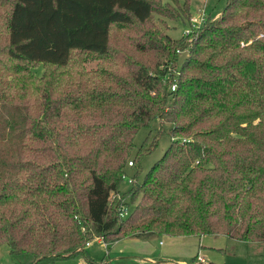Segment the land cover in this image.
<instances>
[{
    "label": "trees",
    "instance_id": "obj_1",
    "mask_svg": "<svg viewBox=\"0 0 264 264\" xmlns=\"http://www.w3.org/2000/svg\"><path fill=\"white\" fill-rule=\"evenodd\" d=\"M152 14L184 23L190 3L0 0V246L16 264H95L97 238L264 242V0H225L190 42ZM155 121L169 144L138 180L153 145L132 157L133 139Z\"/></svg>",
    "mask_w": 264,
    "mask_h": 264
},
{
    "label": "rangeland",
    "instance_id": "obj_2",
    "mask_svg": "<svg viewBox=\"0 0 264 264\" xmlns=\"http://www.w3.org/2000/svg\"><path fill=\"white\" fill-rule=\"evenodd\" d=\"M190 16L196 17L197 11L202 9L205 15L215 19L222 11L225 0H189ZM189 19V18H188ZM151 21L171 39L182 38L183 30L188 28V20L173 21L163 19L156 14H152ZM207 19H205V22ZM203 23V25L205 24ZM202 25V26H203ZM118 35V34H117ZM185 38V37H183ZM185 57L180 54L178 64ZM95 62H88L85 65L87 70L95 67ZM36 76L41 74V69L33 70ZM169 126L162 124L160 127L157 122H152L148 129H141L133 139L132 157L143 141L147 146H152L149 154L142 155L138 161L140 172L138 180L143 174L160 159L169 144V136L166 134ZM133 161L128 159V161ZM136 165L125 169L128 177L134 175ZM123 183V182H122ZM120 184V189L125 190L128 183ZM138 201V196L133 200L132 205ZM124 206L128 211L131 206ZM127 215V214H126ZM127 240V238L111 245L105 249L100 239H94L84 246L87 257L95 264L106 261V264H192L193 257L197 254L202 256L204 261L213 264H264V242L263 243H244L229 239L222 235L201 237H166L153 236L147 240ZM19 258L9 254L8 245L0 246V264H16ZM37 264H87L84 257L78 256L66 260H57L53 263L46 261Z\"/></svg>",
    "mask_w": 264,
    "mask_h": 264
},
{
    "label": "built area",
    "instance_id": "obj_3",
    "mask_svg": "<svg viewBox=\"0 0 264 264\" xmlns=\"http://www.w3.org/2000/svg\"><path fill=\"white\" fill-rule=\"evenodd\" d=\"M197 12L198 13H197L196 17H193V18L189 17V19H188V28L183 30V32H182V37H185L187 42L192 41L196 37V33L200 30V28L202 27L203 23L205 22L206 15H205L204 11L202 9H200ZM174 81H175V79L172 78L171 79L172 83L169 86V90L170 91H174V88H175ZM181 142H184V140H181ZM130 167H132V164H131L130 161H128L126 163L125 168H130ZM119 177H120V179H121V181L123 183H125V182L128 183V184L132 183V178L126 176L125 172H122L119 175ZM113 197H114L113 193H109V198L108 199L110 200ZM126 210L127 209L123 205L120 206V208H119V216L121 218H124L126 216V214H127ZM88 245H89V243H86L85 247H87ZM197 260L200 261V262L203 261V260H201L199 258H197Z\"/></svg>",
    "mask_w": 264,
    "mask_h": 264
},
{
    "label": "crops",
    "instance_id": "obj_4",
    "mask_svg": "<svg viewBox=\"0 0 264 264\" xmlns=\"http://www.w3.org/2000/svg\"><path fill=\"white\" fill-rule=\"evenodd\" d=\"M127 240H132V238H127ZM133 240H136V239H133ZM196 255H197V254H196ZM197 258H199V259H201V260L204 261V258H203L202 256H198V255H197Z\"/></svg>",
    "mask_w": 264,
    "mask_h": 264
}]
</instances>
